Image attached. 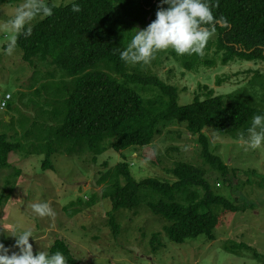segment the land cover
I'll return each instance as SVG.
<instances>
[{
  "label": "trees",
  "instance_id": "obj_1",
  "mask_svg": "<svg viewBox=\"0 0 264 264\" xmlns=\"http://www.w3.org/2000/svg\"><path fill=\"white\" fill-rule=\"evenodd\" d=\"M15 1L0 0V5ZM46 3L53 14L30 26V36L20 35L17 48L34 73L38 71L35 61L53 68L38 76L30 84L31 89H54L44 97L45 108L29 124L20 122L23 141H10L0 134V169L10 167L8 154L14 151L43 154L41 167L48 169L51 156L57 152H87L95 158L107 149L117 153L137 149L149 145L163 125L178 122L195 136L202 162L225 179L229 168L213 154L204 131L239 140V133L247 134L253 117L264 115V108L239 92L204 99L194 96L190 103L178 105L174 86L156 75L129 69V63L120 59V52L133 36L129 20L143 24L148 15L156 14L162 0ZM73 3L80 5V12L71 11ZM213 13L229 23L228 27L217 25L213 42V52L221 54L222 65L235 60L264 62V0H218ZM208 49L209 43L204 50ZM169 53L174 55L175 51ZM199 57L181 55L187 69ZM201 63L211 65L210 61ZM256 83L263 86V77L258 73L249 84ZM166 172L174 176L172 183L155 178L136 181L128 164L121 161L100 175L96 183L103 186L102 198L111 204L108 223L113 234L119 229L113 212L134 210L142 202L153 215L167 222L163 232L176 244L199 235L212 240L217 224L213 208L230 213L241 209L234 201L212 192L203 168L178 161ZM19 173L20 169L15 168L4 177L0 203L9 199ZM152 237L156 240V234ZM57 250L67 258V264H79L64 240L55 239L48 249L49 253Z\"/></svg>",
  "mask_w": 264,
  "mask_h": 264
},
{
  "label": "rangeland",
  "instance_id": "obj_2",
  "mask_svg": "<svg viewBox=\"0 0 264 264\" xmlns=\"http://www.w3.org/2000/svg\"><path fill=\"white\" fill-rule=\"evenodd\" d=\"M52 1L59 5L73 0ZM22 2L0 5V24L10 19ZM42 18L38 16L30 26ZM155 18L152 13L143 24L129 20V26L144 29ZM11 35L0 30V102L5 95L10 96L6 106L0 108V134L10 141H23L20 122L29 124L45 108L44 97L54 89L34 92L30 84L53 68L35 61L37 74L21 59L18 48L13 55H6L4 49ZM214 39L215 35L208 41L209 49L204 50L191 69L185 68L181 55L176 52L170 55L172 49L158 53L148 65L128 64V67L156 75L174 86L178 105L190 103L194 96L204 99L239 92L264 108V62L235 60L222 65L221 54L213 52ZM202 61H210L211 65ZM256 73L263 77V86L249 84ZM204 133L213 154L229 168L225 179L202 162L195 136L178 122L163 125L149 145L137 149L120 153L107 149L95 158L87 152L73 155L57 152L51 156L48 169L41 167L43 154L25 155L20 151L8 154L10 167L0 169V192L4 177L15 168L20 173L7 202L0 203V243L18 251L14 247L15 238L9 233L31 230L34 240L30 238L29 243L35 252L48 251L55 239H62L79 264H264V144L251 148L209 129ZM121 161L128 164L136 181L155 178L172 183L174 176L166 171L178 161L203 168L212 192L234 201L241 209L230 213L213 208L217 224L212 230V240L199 235L176 244L163 232L167 222L153 215L142 202L134 210L113 212L119 226L113 234L108 223L111 204L102 198L103 186L96 181L107 168ZM45 201L55 210L54 218L32 213V203ZM153 234L156 240L152 239Z\"/></svg>",
  "mask_w": 264,
  "mask_h": 264
},
{
  "label": "clouds",
  "instance_id": "obj_3",
  "mask_svg": "<svg viewBox=\"0 0 264 264\" xmlns=\"http://www.w3.org/2000/svg\"><path fill=\"white\" fill-rule=\"evenodd\" d=\"M163 5H168L164 8ZM218 7V0H162L156 12V18L146 28H134V35L127 47L120 52V59L131 65L150 64L158 52L172 49L178 55H204L208 41L216 34L217 25L228 27L229 23L223 16L218 19L213 8ZM71 11H81L80 5L73 3ZM53 14L46 0H23L16 6L12 17L3 24L0 30L11 32V38L4 49L6 55H13L17 49L20 35L28 37L32 34L30 27L38 16L48 17ZM3 105L0 104V108ZM239 143L251 148L264 144V115L253 117L247 134L239 133ZM36 216L52 217L56 212L49 202H38L30 205ZM15 238L11 251L0 243V264H67V258L59 250L49 253L47 250L33 252L30 238L34 240L31 230L9 233Z\"/></svg>",
  "mask_w": 264,
  "mask_h": 264
},
{
  "label": "bare ground",
  "instance_id": "obj_4",
  "mask_svg": "<svg viewBox=\"0 0 264 264\" xmlns=\"http://www.w3.org/2000/svg\"><path fill=\"white\" fill-rule=\"evenodd\" d=\"M6 96H8V99L10 98V96L9 95H5V97ZM7 99V100H8ZM5 100H6V98H4L1 102H0V104H2L3 105V107L2 108H4L5 106H6V103H5ZM7 100H6V102H7Z\"/></svg>",
  "mask_w": 264,
  "mask_h": 264
},
{
  "label": "built area",
  "instance_id": "obj_5",
  "mask_svg": "<svg viewBox=\"0 0 264 264\" xmlns=\"http://www.w3.org/2000/svg\"><path fill=\"white\" fill-rule=\"evenodd\" d=\"M4 98H6V100L8 99V96H6V97H4ZM6 100H5V103H6Z\"/></svg>",
  "mask_w": 264,
  "mask_h": 264
}]
</instances>
